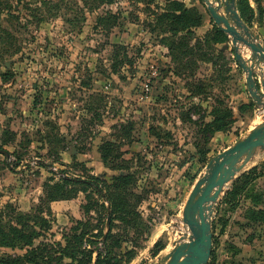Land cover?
<instances>
[{
  "label": "rangeland",
  "instance_id": "1",
  "mask_svg": "<svg viewBox=\"0 0 264 264\" xmlns=\"http://www.w3.org/2000/svg\"><path fill=\"white\" fill-rule=\"evenodd\" d=\"M174 1L202 16L192 38L153 31L165 0H0L1 230L34 231L30 248L55 259L66 249L64 264L86 263L78 247L100 263L164 264L188 233L182 211L194 184L264 110L230 41L216 46L212 57L224 58L214 63L199 55L215 26L203 1ZM246 2L264 45V0ZM123 50L129 63L116 73L112 55L120 61ZM214 122L226 127L215 132ZM252 170L261 176L237 191ZM128 175L126 185L114 181ZM226 189L209 264H264V153ZM110 234L119 247L108 252ZM27 249L0 244V261Z\"/></svg>",
  "mask_w": 264,
  "mask_h": 264
},
{
  "label": "water",
  "instance_id": "2",
  "mask_svg": "<svg viewBox=\"0 0 264 264\" xmlns=\"http://www.w3.org/2000/svg\"><path fill=\"white\" fill-rule=\"evenodd\" d=\"M214 25L230 39L234 58L245 74L254 104L264 110V45L242 20L237 0H202ZM247 52L250 53L247 58ZM258 76L259 78H256ZM264 153V118L246 137L215 156L194 184L184 205L183 223L188 228L166 255L164 264H209L213 252L212 215L226 187Z\"/></svg>",
  "mask_w": 264,
  "mask_h": 264
},
{
  "label": "trees",
  "instance_id": "3",
  "mask_svg": "<svg viewBox=\"0 0 264 264\" xmlns=\"http://www.w3.org/2000/svg\"><path fill=\"white\" fill-rule=\"evenodd\" d=\"M167 3L166 9L164 10V13L159 15L157 17V23H156V29L153 31L155 32L158 28V32L168 34L169 37H166V39H175L174 37H179L180 33H184V37H181L180 40H187V36L192 38L191 29L193 27L202 25V16L195 10L187 9L183 4L178 3L174 0H165ZM201 1V0H199ZM237 9L238 12L242 18V20L251 28L252 27V19H253V11L250 8L249 4L246 2V0H238L237 2ZM102 18H98V23L101 25ZM213 22V21H212ZM171 37V38H170ZM165 41V40H164ZM230 39L228 36L221 32L216 26H214L213 34H211L209 37H205L202 42H198L199 45V55L203 56L204 58H207L208 56L211 57V61H214V58H218L219 60L221 58H224V55L219 52L216 55H213L212 52H216V46L224 45L229 43ZM181 42L173 44L174 46H179ZM124 49L122 47H119V50ZM210 51V52H208ZM117 52V51H116ZM119 56V55H118ZM117 53H114V56L112 55V59L114 58L113 63V69L114 72H118L117 69H119L123 64L129 63V58L127 56V53L125 50H123V59L118 60L117 59ZM214 63V62H213ZM227 115L230 116V114L227 112ZM214 131H222L226 125L219 122H214L213 124H208V127H213ZM103 162H106V157L103 154ZM254 170V169H253ZM250 171L248 174H245L242 178V180L238 181L236 184L237 191H243L245 189H248L249 186L252 184L254 180H256L258 177L261 176V173L253 174L254 171ZM253 174V177H251ZM130 176L125 177H117L115 178V182L122 186L129 183ZM70 183V182H65ZM62 186L56 185V192L61 193ZM236 191V192H237ZM55 192V193H56ZM235 192V193H236ZM54 193V194H55ZM54 194L51 195V198L54 196ZM112 208V212L117 210L115 207V202L113 201L112 197L109 196L107 200ZM21 219L19 218V221ZM35 236L34 231L28 232L26 234L25 231L12 229V231H3L0 228V244L1 246L10 248V249H16L20 244L24 247H29V249L26 250V255L22 258L17 257L16 260H9L5 261L1 259L0 264H64V260L68 259V253L66 249H62L59 247L60 251H57L59 254V257L55 259L51 255L47 253L46 250H43V248H37V249H31L32 246V240ZM113 238V235H106L104 245H107L108 252H111V249L113 247H119L118 241H116L114 244L111 245V239ZM83 235H79L77 237H73L72 241H75L78 246L82 245ZM116 244V245H115ZM72 248V247H71ZM82 248V247H81ZM76 255H79L82 258L86 259V263H93V256L94 254H97L96 256V264H110L109 261H105L103 263H100V253L97 251H86L81 250L80 247L75 248V251H72ZM74 260V259H72ZM85 263V264H86Z\"/></svg>",
  "mask_w": 264,
  "mask_h": 264
},
{
  "label": "crops",
  "instance_id": "4",
  "mask_svg": "<svg viewBox=\"0 0 264 264\" xmlns=\"http://www.w3.org/2000/svg\"><path fill=\"white\" fill-rule=\"evenodd\" d=\"M231 44V43H230ZM230 48H232V45H230ZM250 53L247 52V58L249 57ZM257 77V76H256Z\"/></svg>",
  "mask_w": 264,
  "mask_h": 264
},
{
  "label": "bare ground",
  "instance_id": "5",
  "mask_svg": "<svg viewBox=\"0 0 264 264\" xmlns=\"http://www.w3.org/2000/svg\"><path fill=\"white\" fill-rule=\"evenodd\" d=\"M189 233V232H188ZM188 233H186V234H188Z\"/></svg>",
  "mask_w": 264,
  "mask_h": 264
}]
</instances>
